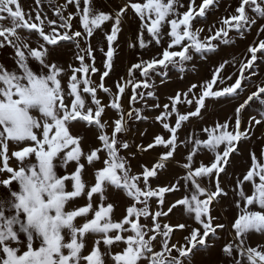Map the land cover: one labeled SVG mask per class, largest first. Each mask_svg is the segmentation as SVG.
<instances>
[{
  "label": "snow or ice",
  "instance_id": "obj_1",
  "mask_svg": "<svg viewBox=\"0 0 264 264\" xmlns=\"http://www.w3.org/2000/svg\"><path fill=\"white\" fill-rule=\"evenodd\" d=\"M35 4L33 15L24 11L20 0H0V47L13 49L16 64L15 71L0 64V175H4L0 187L7 190V195L0 197V264H190L192 256L209 248L210 237L225 227L214 223L211 208L217 198L227 195L220 186V174L225 172L229 157L237 151L241 139L249 138L252 127L264 125V82L251 79L257 74L255 62L264 59V40L249 47L250 59L241 62L238 77H227L232 83L225 84L221 77L222 64L209 81L192 84L187 92L170 97L171 103L163 105L156 117L163 131L147 145H137V152L127 156L121 152L129 150L130 145L122 137L129 131L128 122L142 117L135 107L125 112L120 98L128 87L130 105L137 102V97H153L152 92L145 95L137 91L150 87L153 73L166 76L170 66L184 72L193 54L204 57L215 51L218 44L213 42L228 43L232 30L243 35L257 19H264V0H239L234 13L222 18L219 27L211 26L209 35L203 38L204 29L195 27L193 21L204 19L218 7V0H201L199 4L189 0L187 7L181 0H125L113 12L98 11L93 0H67L76 12L64 15L65 6H57L54 12L58 20L42 16L41 0H35ZM182 8L185 10L180 11ZM129 10L140 21L137 41L141 48L153 41L160 45L165 26L169 40L157 57L133 64L128 79L117 82L113 93L105 87L103 78L112 69L113 45ZM77 16L82 30H73L72 20ZM106 24L110 26L104 34L107 49H100L105 56V70L100 84L94 86L91 75L98 69L90 39ZM145 32L151 37L148 41ZM260 32L264 33V26ZM33 34L39 38L36 47L30 43ZM69 43L75 46L78 63L66 69L49 57L50 49ZM31 62L36 63L35 69ZM137 70L142 80L135 79ZM249 70L250 75H245ZM64 76L66 85H62ZM248 87L255 90L235 109L234 123L217 122L203 128L204 139L195 134L179 139L183 122L200 117L206 100L238 99ZM99 90L112 97L108 104L98 98ZM180 104L194 106V110L182 114L177 108ZM253 104L261 108L259 118L249 117V127L242 130L241 113ZM106 108L115 111L118 118L105 120ZM173 115L174 124L170 122ZM81 126L91 130V138L74 131ZM181 145L189 149L186 161L180 165L184 175L167 185L154 184L174 161ZM157 148L163 151L155 162L133 170L131 158ZM201 150L211 152L214 160L210 165L195 167L194 158ZM251 160L249 170L237 179L233 189L239 197V215L232 225V241L222 248L233 264H264V249L245 242L251 231L264 233V152L259 158L252 153ZM69 165L73 166L71 172ZM205 177L215 180L212 190L202 186L200 181ZM245 182L252 185L250 195L244 190ZM181 187L188 194L165 210L166 195ZM80 198L85 201L83 205L78 202ZM113 198L127 200L125 214L118 220L113 215L117 206ZM254 205L260 211L252 210ZM180 207L197 226L162 220ZM177 230L187 234L182 241L172 242ZM86 238L93 243L85 254ZM114 245L120 250L114 252Z\"/></svg>",
  "mask_w": 264,
  "mask_h": 264
},
{
  "label": "rangeland",
  "instance_id": "obj_2",
  "mask_svg": "<svg viewBox=\"0 0 264 264\" xmlns=\"http://www.w3.org/2000/svg\"><path fill=\"white\" fill-rule=\"evenodd\" d=\"M20 3L25 12H31L35 15V9L37 7L35 0H20ZM123 3H125V0H93L94 7L98 11L104 12L118 10L119 6ZM181 3L187 7L189 0H181ZM199 3H201V0H197V4ZM238 3L239 0H218V7L209 11L204 19L197 17L193 21V25L197 28L204 29L201 33V37L203 38L209 35L208 29L211 26L215 25L216 27H219V21L229 14L234 13ZM57 6H65L64 15L76 12V8L72 4H67V0H51V3H49V0H41L40 8L42 16L46 17L47 20H58V17L54 12V9ZM184 10L185 8L180 9V11ZM47 20L45 21L46 24ZM78 21V16L72 20L73 30H82L80 29ZM262 26H264V19H257V23L251 26V28L243 35L236 33L235 30L230 31L229 36L227 37L228 43L214 41L213 43L218 44L217 49L213 52L206 53L204 57H201L200 54H193V59L186 63L184 72H180L176 68L170 66L167 69L166 76L162 77L153 73L149 81L150 87L137 90L138 92L143 91L145 95L147 92H152L154 93L153 97H147L146 95L144 100H140V98L137 97V102L134 105H130L129 98L131 95V87H128L125 90V93L121 96L120 103L125 112L130 110L131 107L139 109L142 118L139 120L133 119L128 122L129 131L122 138L129 143L130 149L122 151L121 155L127 156L129 152H137V145H147L153 140L156 134L163 131L160 123L156 121V117L163 111V105L171 103L169 99L170 97H174L178 92H187L192 84L201 85L204 82L209 81L212 78L215 69L222 64L224 67L220 73L221 77L224 78L225 84L232 83V81L227 80V77L232 76L233 80L238 77L241 62H246V59H250V53L248 52L249 47L256 46L259 41L264 40V33L260 32ZM47 30L48 29L46 28V31ZM140 30L141 25L139 19L135 17L131 10H129V13L122 21L121 30L113 45L114 57L112 61V69L109 71V75L103 78L105 87L111 89L113 93L117 91V82L123 83L128 79V70L133 64L138 63L141 60L148 61L157 57L168 45L169 37L167 36V26L162 29L164 36L161 44L156 45L153 41L152 44L145 48H141L137 41ZM108 31H110V26L106 24L103 30H97L90 39V44L94 49L95 67L98 69L97 72L91 75L94 86L100 84L101 73L105 70V56L100 49H107L104 34ZM21 34L25 35L23 32ZM144 39L145 41H148L151 37L145 32ZM38 42L39 38L33 34L30 38V43L33 47H36ZM130 44H135L136 46L129 47ZM84 46L85 44L81 45V47ZM75 52V46L69 43L64 47L50 49L49 59L67 69L69 65H75L78 63V61L75 60ZM259 55L260 53H258V56ZM0 64L4 65L11 71L16 70L15 57L11 47H0ZM31 66L34 69L37 67L35 62H31ZM251 71L252 70L246 71L245 75H250ZM254 71L257 74L252 76L251 79L256 82H264V59H258L255 62ZM134 77L136 80L143 79L138 70L134 73ZM66 84L67 76H64L62 78V85ZM254 90V87L246 88L245 91L240 94L238 99L221 98L219 100H206V108L202 110L200 117H191L189 121L183 122L182 127L178 132L179 139L185 140L192 134H195L197 138L204 139L206 138V134L202 132L203 128L212 127L217 122L224 123L225 121H231L234 123L235 109L244 99H246L247 95ZM97 95L103 104H108L112 99L109 94L104 93L102 90H99ZM157 104L161 107H155ZM177 108L182 114L194 110V106L190 107L187 104H180ZM260 110L261 108L258 104H253L241 113L242 130L249 127V117H258V112ZM33 114L38 115L35 112ZM116 118H118L117 113L106 108L104 119L111 122ZM175 121L176 117L173 115L170 122L174 124ZM229 130H231V124ZM74 131H78L89 138L93 135L91 130L85 129L82 126ZM12 147L13 146L10 144V150H12ZM223 147L224 146L221 145V151L223 150ZM188 150V148L181 145L177 149L174 161L170 164L167 170L160 175L159 179L154 181V184L162 186L167 185L176 177L184 175L185 170L180 165L186 161ZM161 151H163V149L157 148L150 150L147 153H137L134 158H131L133 170L137 171L141 164L150 165L155 162ZM262 152H264V125H255L249 130V138L241 139L237 144V151L231 154L225 172L220 174V186L224 189L227 195L221 196L213 202L211 215L215 218V224H224L225 227L223 229H218L217 236L210 237L211 246L209 248H202L192 256L190 264H233L232 258L226 256L222 251L224 245L231 242L233 239L232 225L239 215V209L236 207V201L239 197L235 194L233 189L236 188L237 179H242L249 170L252 164L251 154L255 153L259 158ZM213 160L214 155L211 152L201 150L194 158V166L199 167L201 163L204 165H210ZM13 166L15 165L13 164ZM72 170L73 166L69 165L68 172H71ZM59 174L63 175L64 171L59 170ZM0 178H4V175H0ZM200 182L203 187H206L209 190H212L215 184L214 179L210 181L206 177ZM181 184H183V181ZM13 187L15 188L16 186L13 185ZM244 190L250 195L253 191L252 185L245 182ZM186 194L188 193L184 187H181L178 192L167 194L166 203L164 205L165 210L171 203H174L175 200L182 198ZM6 195L7 190L0 187V197ZM113 199L117 205L113 215L114 218L118 220L125 214L127 200ZM78 202L80 205H83L85 201L83 198H80ZM69 206L72 205L70 204ZM241 206H243V204ZM153 207L155 208L156 206L153 205ZM252 210L260 211L258 206L255 205ZM162 220L171 224L186 223L192 227L197 226L194 219L185 214L183 207L174 209L173 214H170L169 217L162 218ZM141 222H144L143 218ZM186 234L187 231L185 230H177L173 234L172 242L182 241L183 236ZM86 240L85 254L92 247L93 243L91 238H86ZM245 242L247 246L264 249V233L251 231L246 235ZM35 246H38V241L34 244V247ZM119 250L120 249L115 245L113 246L114 252Z\"/></svg>",
  "mask_w": 264,
  "mask_h": 264
}]
</instances>
